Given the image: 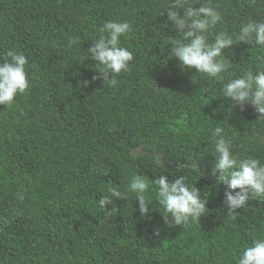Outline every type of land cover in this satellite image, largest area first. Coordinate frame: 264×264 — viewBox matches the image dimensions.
I'll return each mask as SVG.
<instances>
[{
  "label": "trees",
  "instance_id": "obj_1",
  "mask_svg": "<svg viewBox=\"0 0 264 264\" xmlns=\"http://www.w3.org/2000/svg\"><path fill=\"white\" fill-rule=\"evenodd\" d=\"M175 2L0 0V64L9 52L24 55L30 85L12 107L0 105V264H240L264 240V197L249 193L231 219L227 187L212 175L217 127L233 157L264 166V121L224 96L232 81L264 72V47L226 49L231 67L217 78L183 69L171 52V40H182L167 17ZM189 4L222 17L209 46L264 23V0ZM109 22L132 27L120 47L134 60L115 87L93 81L100 65L87 51ZM72 38L80 43L70 48ZM135 176L149 183L147 217L127 191ZM163 176L198 188L209 214L169 227L154 184ZM111 188L128 199L113 198L120 213L106 218L99 201Z\"/></svg>",
  "mask_w": 264,
  "mask_h": 264
},
{
  "label": "clouds",
  "instance_id": "obj_2",
  "mask_svg": "<svg viewBox=\"0 0 264 264\" xmlns=\"http://www.w3.org/2000/svg\"><path fill=\"white\" fill-rule=\"evenodd\" d=\"M171 8L173 10L167 13L168 20L182 35V40H171L174 45L171 52L180 61L183 69L196 70L201 76L217 78L231 67L232 62L224 58L226 49L234 45L253 43L264 47V23H248L235 40L227 33H221L216 37L214 44L209 46L206 34L221 21L219 12L211 5L194 8L190 6L189 0H176ZM175 9H182L183 16ZM131 31L132 27L128 23L109 22L103 26L100 39L87 50L89 58L100 65L95 71L98 75L93 77L94 82L103 80L104 84L115 87L118 83L116 77L129 70L134 56L120 47V38ZM79 43V38H72L68 46L71 48ZM27 65V58L15 52H9L6 62L0 64V105L5 108L12 107L17 95H25L28 92L30 85ZM88 86L90 85H84ZM224 96L232 105H239L241 111H244L245 104H250L258 114L259 121H264V72L254 76L249 71L245 78L232 81L224 88ZM212 136L217 154L212 175L217 184L227 187V216L235 219L238 210L247 206L249 193L253 197H264V166L256 159L240 160L233 157L230 143L224 138L223 128L217 127ZM154 184L158 189L159 202L166 210L163 217L169 227H187L191 222H200L201 217L209 214L206 207L208 201L201 199L198 188L190 189L183 177L170 182L167 176H163L156 178ZM148 190L149 183L140 176L132 179L127 190L139 201L142 217L149 215L145 199ZM108 191L109 195L99 201V207L104 211L106 218L120 213L113 198L124 201L128 199L127 194H122L115 188ZM156 235L159 236V232ZM240 264H264V240H256L254 246L244 252Z\"/></svg>",
  "mask_w": 264,
  "mask_h": 264
},
{
  "label": "rangeland",
  "instance_id": "obj_3",
  "mask_svg": "<svg viewBox=\"0 0 264 264\" xmlns=\"http://www.w3.org/2000/svg\"><path fill=\"white\" fill-rule=\"evenodd\" d=\"M141 153H143V151H141V150L136 152V154H141Z\"/></svg>",
  "mask_w": 264,
  "mask_h": 264
}]
</instances>
